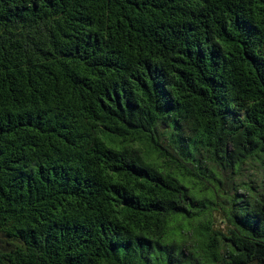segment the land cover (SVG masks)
Masks as SVG:
<instances>
[{"label": "trees", "instance_id": "1", "mask_svg": "<svg viewBox=\"0 0 264 264\" xmlns=\"http://www.w3.org/2000/svg\"><path fill=\"white\" fill-rule=\"evenodd\" d=\"M0 264H264V0H0Z\"/></svg>", "mask_w": 264, "mask_h": 264}]
</instances>
